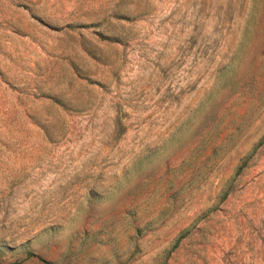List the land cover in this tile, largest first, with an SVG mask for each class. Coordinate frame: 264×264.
Segmentation results:
<instances>
[{
  "label": "rangeland",
  "instance_id": "374dc122",
  "mask_svg": "<svg viewBox=\"0 0 264 264\" xmlns=\"http://www.w3.org/2000/svg\"><path fill=\"white\" fill-rule=\"evenodd\" d=\"M0 264H264V0H0Z\"/></svg>",
  "mask_w": 264,
  "mask_h": 264
}]
</instances>
